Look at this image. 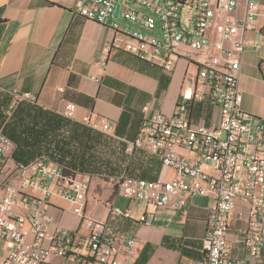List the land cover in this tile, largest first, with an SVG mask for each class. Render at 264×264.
I'll return each instance as SVG.
<instances>
[{
    "label": "built area",
    "instance_id": "built-area-1",
    "mask_svg": "<svg viewBox=\"0 0 264 264\" xmlns=\"http://www.w3.org/2000/svg\"><path fill=\"white\" fill-rule=\"evenodd\" d=\"M76 3L77 15L123 37L121 48L128 55L169 73L178 60L193 68V96L170 116L143 107L138 134L127 147L128 152L144 150L158 157L163 170L174 176L112 179L119 196L154 208H180L191 197L211 198L202 258L195 264H245L231 256L227 238L229 221L241 202L247 215L240 243L251 257L264 254V117L242 110L239 88L244 51L264 50V0ZM31 100L28 93L11 94L13 104ZM196 105L216 108L217 123H195L191 112ZM75 112L76 105L68 103L62 116L74 119ZM81 121L106 135L115 130L114 122L102 116ZM11 151V141L0 131V175ZM13 180L17 183L0 180V264H134L139 253L135 239L112 226L130 218L129 208L110 205L104 221L89 217V177L70 179L61 167L39 160L17 165ZM53 196L65 201L78 219L75 231L53 226L47 202ZM138 222L150 226L153 217L145 214Z\"/></svg>",
    "mask_w": 264,
    "mask_h": 264
},
{
    "label": "crops",
    "instance_id": "crops-1",
    "mask_svg": "<svg viewBox=\"0 0 264 264\" xmlns=\"http://www.w3.org/2000/svg\"><path fill=\"white\" fill-rule=\"evenodd\" d=\"M76 7V0H0V131L12 143L0 180L16 184V166L39 160L61 167L70 179L89 177V217L104 221L110 205L129 208L130 218L112 226L135 239L139 253L134 264H195L202 258L211 198L191 197L180 208H154L141 201L129 203L111 183L121 177L154 181L174 176L163 170L158 157L144 150L128 152L127 147L138 134L143 107L170 116L193 96V68L178 60L169 73L128 55L121 48L123 37L83 19ZM262 57L263 50L247 48L239 76L242 110L258 117H264V65L258 66ZM14 92L28 93L33 100L13 104ZM68 103L76 105L74 119L62 116ZM84 116L109 119L114 133L89 128L81 121ZM195 116V123L215 124L219 119L211 106ZM47 202L53 226L77 229L78 219L65 201L53 196ZM145 214L153 217L152 225L138 222ZM246 215L245 205L237 203L227 235L231 256L245 264H264V254L251 257L240 243Z\"/></svg>",
    "mask_w": 264,
    "mask_h": 264
},
{
    "label": "trees",
    "instance_id": "trees-1",
    "mask_svg": "<svg viewBox=\"0 0 264 264\" xmlns=\"http://www.w3.org/2000/svg\"><path fill=\"white\" fill-rule=\"evenodd\" d=\"M201 110H202L201 106L200 105H196V106L193 107L191 113H192V115H196L197 116V115L200 114Z\"/></svg>",
    "mask_w": 264,
    "mask_h": 264
},
{
    "label": "rangeland",
    "instance_id": "rangeland-1",
    "mask_svg": "<svg viewBox=\"0 0 264 264\" xmlns=\"http://www.w3.org/2000/svg\"><path fill=\"white\" fill-rule=\"evenodd\" d=\"M231 17H232V16H230V18H231ZM263 51H264V50H263ZM263 58H264V57H263ZM259 64L264 65V59H260V61H259V63H258V66H259ZM87 198H88V196H87ZM89 207H91V205H90ZM89 207H87V211H88ZM3 248H4V246H0V253L3 251Z\"/></svg>",
    "mask_w": 264,
    "mask_h": 264
},
{
    "label": "water",
    "instance_id": "water-1",
    "mask_svg": "<svg viewBox=\"0 0 264 264\" xmlns=\"http://www.w3.org/2000/svg\"><path fill=\"white\" fill-rule=\"evenodd\" d=\"M118 13V7H116V9H115V14H117ZM259 72H260V70H259ZM260 75H261V73H260ZM261 77H262V75H261Z\"/></svg>",
    "mask_w": 264,
    "mask_h": 264
}]
</instances>
